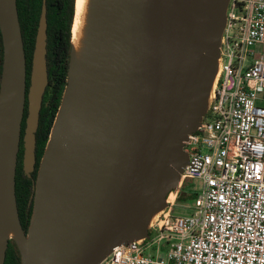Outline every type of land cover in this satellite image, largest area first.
Returning a JSON list of instances; mask_svg holds the SVG:
<instances>
[{
	"label": "water",
	"instance_id": "1",
	"mask_svg": "<svg viewBox=\"0 0 264 264\" xmlns=\"http://www.w3.org/2000/svg\"><path fill=\"white\" fill-rule=\"evenodd\" d=\"M230 1L88 0L77 44L72 29L67 85L26 232L16 175L27 101L23 171L32 178L36 170L47 5L27 94L17 0H0V264L10 242L20 264H101L117 247L149 240L182 189L186 144L209 114Z\"/></svg>",
	"mask_w": 264,
	"mask_h": 264
},
{
	"label": "built area",
	"instance_id": "2",
	"mask_svg": "<svg viewBox=\"0 0 264 264\" xmlns=\"http://www.w3.org/2000/svg\"><path fill=\"white\" fill-rule=\"evenodd\" d=\"M186 151L193 204L175 200L149 240L101 264H264V0L230 1L210 111Z\"/></svg>",
	"mask_w": 264,
	"mask_h": 264
},
{
	"label": "trees",
	"instance_id": "3",
	"mask_svg": "<svg viewBox=\"0 0 264 264\" xmlns=\"http://www.w3.org/2000/svg\"><path fill=\"white\" fill-rule=\"evenodd\" d=\"M45 1L47 5L48 22L47 67L49 84L43 97L39 128L36 133V170L32 175V178H28L23 171L24 146L22 138L24 136L28 115V103H26L16 175L17 207L21 224L26 232L32 215L33 206L30 204V200L32 196L33 180L36 179V173L39 169L50 131L67 85L69 55L71 51L72 29L76 6V0ZM43 4L44 0H17L19 21L26 56L27 87L30 86L33 54ZM3 54V40L0 31V84L2 77ZM180 192L178 204H190V201H194L196 192L195 190L193 191L190 189L188 184H184ZM5 264H20V255L13 242H10L9 244Z\"/></svg>",
	"mask_w": 264,
	"mask_h": 264
},
{
	"label": "bare ground",
	"instance_id": "4",
	"mask_svg": "<svg viewBox=\"0 0 264 264\" xmlns=\"http://www.w3.org/2000/svg\"><path fill=\"white\" fill-rule=\"evenodd\" d=\"M88 0H76V17L73 26V42L77 44Z\"/></svg>",
	"mask_w": 264,
	"mask_h": 264
},
{
	"label": "rangeland",
	"instance_id": "5",
	"mask_svg": "<svg viewBox=\"0 0 264 264\" xmlns=\"http://www.w3.org/2000/svg\"><path fill=\"white\" fill-rule=\"evenodd\" d=\"M188 186L190 187V189H192L193 191L194 190H199L200 186H201V183L198 181V180H190L187 182ZM181 191V190H180ZM176 195V193H174L173 195H171L169 201H170V204L173 203L175 200H176V205H178V198L180 197V192ZM190 204H193V201H190L189 202ZM187 204V203H184V205ZM181 205L183 204H180L179 207H181ZM184 207V206H183ZM176 212L177 213H180V214H183V215H186L187 213L189 212H186V210H182L181 208H177L176 209Z\"/></svg>",
	"mask_w": 264,
	"mask_h": 264
},
{
	"label": "flooded vegetation",
	"instance_id": "6",
	"mask_svg": "<svg viewBox=\"0 0 264 264\" xmlns=\"http://www.w3.org/2000/svg\"><path fill=\"white\" fill-rule=\"evenodd\" d=\"M30 83H31V82H30ZM29 87H30V86L27 87V94H28V91H29ZM26 103H28V101H27ZM24 134H25V132H24ZM23 137H24V136H23ZM22 143H23V138H22ZM37 172H38V171H37ZM34 173H35V172H34ZM34 173H33V174H34ZM33 174H32V175H33ZM36 177H37V173H36Z\"/></svg>",
	"mask_w": 264,
	"mask_h": 264
}]
</instances>
